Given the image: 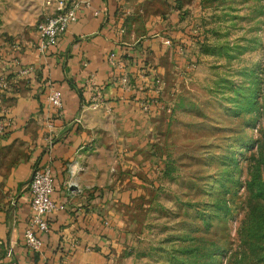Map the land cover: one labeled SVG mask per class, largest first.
Masks as SVG:
<instances>
[{
  "label": "rangeland",
  "instance_id": "374dc122",
  "mask_svg": "<svg viewBox=\"0 0 264 264\" xmlns=\"http://www.w3.org/2000/svg\"><path fill=\"white\" fill-rule=\"evenodd\" d=\"M170 1L178 80L105 137L110 264H264V0ZM37 10L0 0V46Z\"/></svg>",
  "mask_w": 264,
  "mask_h": 264
},
{
  "label": "crops",
  "instance_id": "0c3cea01",
  "mask_svg": "<svg viewBox=\"0 0 264 264\" xmlns=\"http://www.w3.org/2000/svg\"><path fill=\"white\" fill-rule=\"evenodd\" d=\"M37 1L40 19L51 9ZM81 1L46 51L27 22L0 46V120H9L0 131V264H110L119 192L103 184L105 137L118 141L129 114L147 116L141 102L156 95L155 75L161 94L183 68L173 42L184 26L176 1ZM51 86L62 91L58 109L47 98ZM35 162L51 165L52 196L63 204L50 214L40 251L23 239Z\"/></svg>",
  "mask_w": 264,
  "mask_h": 264
},
{
  "label": "built area",
  "instance_id": "2783aa9c",
  "mask_svg": "<svg viewBox=\"0 0 264 264\" xmlns=\"http://www.w3.org/2000/svg\"><path fill=\"white\" fill-rule=\"evenodd\" d=\"M46 6L50 7L36 24L37 47L46 51L50 46L56 44L66 30L69 22L76 18V9L81 5V0H44ZM170 42L169 38L165 39ZM109 56L112 58L114 52ZM156 84L155 96H159L162 87V79L158 75L153 77ZM50 103L57 109L62 106V91L59 87L51 86L47 93ZM157 102V99H152ZM144 107H148V100H143ZM9 120H0V131L4 130ZM31 191V213L28 223L23 231L25 243L34 251H40L42 247L41 234L49 230L50 214L63 206L56 202L52 196L54 189V177L49 163L35 162L32 166L31 178L29 180Z\"/></svg>",
  "mask_w": 264,
  "mask_h": 264
}]
</instances>
